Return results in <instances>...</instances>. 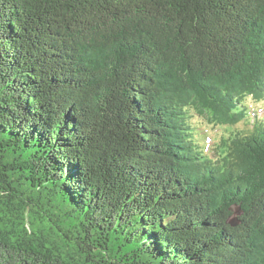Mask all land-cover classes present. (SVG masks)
Segmentation results:
<instances>
[{
	"label": "trees",
	"instance_id": "16d2710c",
	"mask_svg": "<svg viewBox=\"0 0 264 264\" xmlns=\"http://www.w3.org/2000/svg\"><path fill=\"white\" fill-rule=\"evenodd\" d=\"M263 95L264 0H0V264H264Z\"/></svg>",
	"mask_w": 264,
	"mask_h": 264
},
{
	"label": "rangeland",
	"instance_id": "374dc122",
	"mask_svg": "<svg viewBox=\"0 0 264 264\" xmlns=\"http://www.w3.org/2000/svg\"><path fill=\"white\" fill-rule=\"evenodd\" d=\"M245 105L249 107L250 115L252 117H254L255 114H258L259 116L264 115L262 114L264 113V99L259 102L253 101L252 99H248L247 102H245ZM198 126H199L198 137L205 138V136H208L210 134L209 126L204 125V124H199ZM220 129H223V128H220ZM202 142H205V139L202 140Z\"/></svg>",
	"mask_w": 264,
	"mask_h": 264
},
{
	"label": "bare ground",
	"instance_id": "6f19581e",
	"mask_svg": "<svg viewBox=\"0 0 264 264\" xmlns=\"http://www.w3.org/2000/svg\"><path fill=\"white\" fill-rule=\"evenodd\" d=\"M220 94V93H219ZM218 96V95H217ZM257 123L260 125V127H261V130H264V122L263 121H261V120H259L258 118H257ZM177 136V135H176ZM178 137V136H177ZM206 143V145H208L210 148H214V143H211V142H205Z\"/></svg>",
	"mask_w": 264,
	"mask_h": 264
},
{
	"label": "water",
	"instance_id": "95a60500",
	"mask_svg": "<svg viewBox=\"0 0 264 264\" xmlns=\"http://www.w3.org/2000/svg\"><path fill=\"white\" fill-rule=\"evenodd\" d=\"M234 221H236V220L234 219ZM234 221H233V223H234ZM236 224H237V221H236V223L234 225H236Z\"/></svg>",
	"mask_w": 264,
	"mask_h": 264
}]
</instances>
